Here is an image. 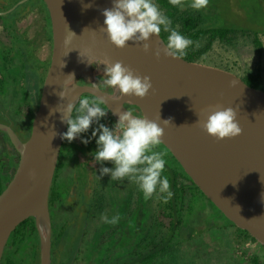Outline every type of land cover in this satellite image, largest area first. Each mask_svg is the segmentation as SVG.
<instances>
[{"label":"water","instance_id":"95a60500","mask_svg":"<svg viewBox=\"0 0 264 264\" xmlns=\"http://www.w3.org/2000/svg\"><path fill=\"white\" fill-rule=\"evenodd\" d=\"M43 1L50 15L53 49L30 136L23 142L11 125L0 123V131L19 155L13 177L0 193V264L12 232L29 218L35 219L40 237L39 264H52L49 199L64 142L61 134L68 128L60 117L68 102L78 105L84 94L104 99L116 121V113L127 111L126 105L136 106L139 117L156 121L164 128L162 144L203 194L264 246V91L219 67L165 57L163 52L157 59L155 51L164 47L161 36L150 38L147 53L132 41L124 49L115 47L100 30L106 27L103 10L112 8L113 0ZM66 36H71L68 45ZM91 59L93 64L121 61L137 74L149 76L153 88L138 99L93 89L95 81L80 84L78 79L91 71ZM69 74L76 81L64 88L65 81L72 79ZM63 90L65 99L58 95ZM215 105L237 110L241 135L218 141L196 124L198 114ZM169 119L165 126L163 121Z\"/></svg>","mask_w":264,"mask_h":264},{"label":"trees","instance_id":"16d2710c","mask_svg":"<svg viewBox=\"0 0 264 264\" xmlns=\"http://www.w3.org/2000/svg\"><path fill=\"white\" fill-rule=\"evenodd\" d=\"M17 1L19 0H15L13 3L6 5L4 9L6 10L12 7ZM30 1L33 3L32 5L26 2L24 6H29L31 8L34 6L37 7L39 12H43L45 22L50 24V15L44 1ZM152 2L172 21V29L193 41H199L200 46L198 48L192 45L186 50L188 54L183 57V59L187 61L205 63L204 57L214 43L220 42L224 45L235 46L240 36L243 38H250L259 54L263 51L261 35L257 31L223 26L209 28L205 26L206 18L200 11L183 12L180 7L172 6L169 0H152ZM168 35L169 33L163 30L161 31L160 36L165 42L167 41ZM0 55L3 56L0 63V91L3 90V92L0 93V106L6 111H9L11 115H14L13 113L15 110L19 111L18 116L12 118L20 127L30 132L34 118V109L32 108L34 106L31 104V84H29V82L34 79V77H37L40 68L43 69L41 82L44 80L49 60L43 62L41 66L38 65L36 67L29 65L30 62L27 61L21 68H13L19 72L18 76L13 77L9 72V70L12 71V65L11 60L8 59L7 53L4 51ZM9 61L10 67L7 68ZM262 74L263 70L258 66L254 70L247 71L242 79L249 86L262 90V84L264 83ZM24 81L25 83H23ZM6 85L7 89H5ZM6 91L7 94H11L10 97H3ZM38 91H40L39 87ZM84 97L91 98L93 96L86 94ZM16 101L20 104L18 109H14V107H16L14 105ZM102 107L107 109L104 105H102ZM73 116H75V111ZM7 121L13 123V121L9 119H7ZM116 122L115 118L107 109L105 117L101 118L99 122H94L87 132L80 134V143H75L74 141L68 142L66 140L63 142L49 199L53 227L52 264H98L96 260L97 246L93 245H91L93 247L88 250V262H84L86 254L85 243L87 241L86 237L88 236L87 231L77 239L74 245L69 242V244H71L70 246L67 243V239L70 238V227L72 226H69L68 220L64 218L66 214H64L62 200L70 195V187H68L66 192H63V188L61 187L62 184L59 181V174L64 172L68 165L73 163L74 165L80 166L78 162V156L80 154L87 158V163L82 167H84L86 171L88 170L87 167H89L94 174L99 168L105 165L115 167L111 162L97 163L95 161L93 154L98 148L96 140L98 139L99 133H97L96 137H93L92 131L98 128L99 124H104L114 130ZM4 134L6 135L7 142L10 143L7 134ZM82 140H88L89 142L84 144L81 142ZM154 150L167 153L164 157L166 164L162 177L167 176L169 178L170 191L173 192V196L167 203H164L159 197L166 194L159 193L157 188V192L152 196V198L157 201V206H155L153 213L150 214V224L147 226V229L143 231L141 237L137 236L139 240L136 241V248L127 255L129 258L126 256L127 259L121 261V263L117 261L118 263L115 264H189L185 263V253L182 247L185 243L191 241L192 237L195 235L191 230L195 229L197 225H201L202 221H207L209 219H214L215 221V223L211 222L210 227L215 225L219 232L233 229L231 234L230 231L228 232L231 244L233 243L232 247L235 252L241 250V257L245 256L248 264H264V252H258L255 245L262 246L263 248L264 246L247 231L236 227L215 207L162 143L156 146ZM18 159L19 157L16 152L4 150L3 154L0 155V193L12 179L18 165ZM78 178H84L83 171H80V176ZM142 199H144V196H142ZM208 207L211 208L212 212L207 210ZM102 209L103 208L100 207V210ZM186 232L189 233L187 236L184 235ZM60 254L62 257L60 260L55 258V256H59ZM109 262V258H105L100 264H109ZM39 263L40 237L36 228L35 219L29 218L22 222L12 232L4 250L1 264ZM111 263L113 264L112 260Z\"/></svg>","mask_w":264,"mask_h":264},{"label":"rangeland","instance_id":"374dc122","mask_svg":"<svg viewBox=\"0 0 264 264\" xmlns=\"http://www.w3.org/2000/svg\"><path fill=\"white\" fill-rule=\"evenodd\" d=\"M183 2L184 7L181 8L183 12L200 11L204 14L206 27L223 26L247 29L257 31L261 35L263 42V51L261 54L258 53L250 38L240 36L235 46L224 45L220 42L214 43L204 57L205 63L201 64L228 70L240 78L247 71L254 70L260 66L263 70L264 82V0H209L208 7L201 10L190 8L188 5L191 3V0H183ZM27 3L30 5L33 4L30 0ZM18 10H15L16 13L21 11ZM10 15L5 16V19L11 18L12 15ZM36 15V17L34 14L29 15L22 20L20 30H27L30 33H34L35 30L37 31L40 28L39 13L37 12ZM22 45V43L19 44V48H22ZM30 49V52H32L33 48ZM48 53L49 51L46 47L40 46L38 51L40 59L44 60L47 58ZM18 60L20 64L24 62L23 59ZM98 65L104 72V64L99 63ZM9 67L10 61L7 68ZM13 68L14 65L12 62V71L9 70V72L11 76L16 77L19 72ZM5 89H7V85ZM262 90L264 91V83L262 84ZM10 95L6 91L3 97H10ZM14 105L16 106L14 109L20 107L18 101ZM18 112L15 110L14 115H11L9 111H6L0 106V123L11 124L18 136L25 139L26 135L23 133L22 128L13 119L14 116H18ZM7 119L13 121V123L8 122ZM5 140L0 133V155L3 154L6 146H10L9 142ZM4 142L7 143L6 146ZM9 151L12 152L11 150ZM103 167L114 168L106 165ZM100 169L96 171L95 175L92 174V170L90 171L92 174H89L91 181L87 186H85L83 179L80 180L78 177L70 182L68 172L59 174V181L62 184L63 192H66L68 187L71 189L70 195L62 200L64 214H66L64 218L68 220V225L72 226L70 227V238L67 239V243L69 244L70 242L74 245L77 239L87 231L85 263L89 259L88 250L93 246H97L96 260L98 264L105 258H109V264H112L111 260L113 264L118 263L117 261L121 263L136 248V241L139 240L137 236L141 237L143 231L150 224V214L153 213L155 206H157V201L153 198L147 201L142 199L143 193L136 182L130 181L128 178L111 180L110 175L101 176ZM71 183L74 185L72 186ZM100 207L103 209L100 210ZM207 210L212 212L210 207ZM117 215L120 219L116 224L105 223L102 219L105 216L111 219ZM211 222L215 223L214 219L202 221L201 225L199 224L195 229L191 230L195 235L191 241H188L182 247L185 253V263L248 264L247 258L245 256L241 257V250H237L236 253L232 247L233 243L231 244L228 232L230 231L231 234L233 229L219 232L215 225L210 227ZM187 234L189 233L186 232L184 235L187 236ZM71 244L69 245L71 246ZM255 247L258 252H264L262 246L255 245ZM59 256H55V258L60 260L62 258L61 254ZM127 257L129 258V256Z\"/></svg>","mask_w":264,"mask_h":264},{"label":"clouds","instance_id":"9594fccd","mask_svg":"<svg viewBox=\"0 0 264 264\" xmlns=\"http://www.w3.org/2000/svg\"><path fill=\"white\" fill-rule=\"evenodd\" d=\"M172 6L184 7L183 0H169ZM209 0H191L188 5L195 10L207 8ZM90 7V5H87ZM104 25L100 30L107 33L108 39L115 47L124 49L129 46V41L140 44L144 52L150 50L148 41L152 36L160 37L161 31L169 33L167 41L162 43L164 47L155 51L158 59L163 52L165 57L182 59L187 49L195 45L199 47V41H193L176 30L172 29V21L164 15L152 0H113V7L103 10ZM71 32V31H70ZM72 35H75L71 32ZM65 45L71 43V36H66ZM93 64L92 59L88 60ZM64 66V65H63ZM72 79L65 81L64 88H70L76 81L74 74H69ZM104 78L102 83L92 84L93 89L107 87L115 89L120 96L136 97L144 99L152 90L153 85L149 76H141L132 68L121 61L110 63L104 61ZM65 99L67 93L63 90L58 94ZM104 99L94 95L93 97H79L78 107L75 103L68 102L61 112V122L66 123L67 131L61 134V138L72 142L89 130L94 122L106 116L107 109L102 107ZM75 111V116H73ZM119 116L114 130L104 124L92 131V136L99 133L94 159L97 163L111 162L114 168L102 167L101 176L110 175L111 180H123L128 178L137 183L147 201L157 192L166 194L159 198L167 203L173 196L170 191V181L167 176L162 177L165 170V156L167 153L155 151L156 146L162 143L164 128L156 121L149 120L146 116L133 115L130 109L116 113ZM196 122L202 130L216 140L232 139L242 134V128L237 119V110L233 107L220 105L210 106L198 114ZM165 126L171 120L163 121ZM87 144L88 140L81 141ZM105 223L116 224L120 217L111 219L102 217Z\"/></svg>","mask_w":264,"mask_h":264},{"label":"flooded vegetation","instance_id":"af4514ba","mask_svg":"<svg viewBox=\"0 0 264 264\" xmlns=\"http://www.w3.org/2000/svg\"><path fill=\"white\" fill-rule=\"evenodd\" d=\"M14 1L15 0H9V1L8 0H0V54L5 51V53H7V55H8V59L10 57H12L10 59L11 65L13 62L15 69L21 68V66H23V64L27 61L30 62L29 65H33L36 67L38 65L41 66V64L43 62L49 60V64L47 66V71H48V68H49V65L51 62L52 49H53V35H52L51 21H50V24L45 22L43 12H39L37 10V7H35V6L33 8H31L29 6L25 7L24 5L26 3L19 6L20 7L19 10H21V11L18 10V8H19L18 7L15 10H18L19 12L16 13V11L13 10L12 12L7 14L6 12L11 10L17 3H19L22 0L15 2V4H13L12 7L7 8L6 10L4 9V7L6 5H9V4L13 3ZM23 6H24V8H23ZM37 12L39 13L40 28L37 31L35 30L34 33H30L27 30L21 31L20 30V24H21L22 20H24L29 15L31 16L32 14H34L36 17ZM9 14L12 15V16L10 15L11 18L5 19V16H7ZM21 43L23 44L22 48H19V44H21ZM40 46L46 47L49 51L48 57L45 58L44 60L40 59V57L38 56V51H39ZM30 48H33L32 52H30V50H31ZM2 58H3V56L0 55V63H1ZM18 59H23L24 62L22 64H20ZM18 63H19V65H18ZM98 64H99V62L94 63L92 65L90 73L80 77L78 79V82L80 84H92V82H94V81L97 84L100 82L102 83V80L106 77H104V72L98 67L99 66ZM0 69H1V65H0ZM47 71H46V74H47ZM42 72H43V69L40 68L38 71L37 77H34V79H32L29 82V84H31V91H30L31 95L30 96L32 97L31 104L34 106V107H32L34 109V113L36 111L38 101H39L40 96H41L43 83H44V80L46 77V74H45L44 80L41 82ZM0 77H1V74H0ZM23 83H25V81ZM40 85H41V87H40ZM38 87L40 88V91H38ZM100 89H102L104 92H107L110 94H114L116 91L115 89H111V88H107V87H101ZM84 95H86V94H84ZM84 95L82 97H84ZM126 108L130 109L133 114L141 116V112L136 106L126 105ZM8 125H11V124H8ZM22 131L26 135L25 136L26 138L25 139L20 138V139L23 142H25L29 138L31 130L29 132L27 129L22 128ZM1 134L3 135V138L6 139V135L4 134V132H1ZM73 141L75 143H80V136ZM9 144H10V146L7 147L6 146L7 143L4 142V145L6 146L5 149L7 151L11 150L12 152H16V150L12 147L11 143H9ZM17 155H18V153H17ZM18 157H19V155H18ZM78 162H79L80 166L74 165V163H73L71 165H68L65 168L64 172H68L69 178L72 181V180H75V178L80 176V171H83V174H84L83 182L85 183V186H87V184L91 181L90 177H89V174H91V172H90L91 169L89 167H87L88 170L86 171L85 168L82 167L87 163V158L84 155L80 154L78 156ZM92 174L95 175L94 173H92ZM80 180H82V179H80ZM73 185L74 184H72V186ZM69 192H71V189L69 190ZM52 232H53V227H52Z\"/></svg>","mask_w":264,"mask_h":264}]
</instances>
